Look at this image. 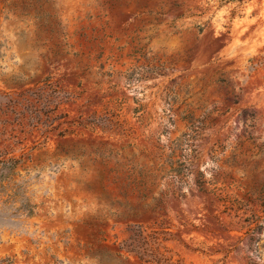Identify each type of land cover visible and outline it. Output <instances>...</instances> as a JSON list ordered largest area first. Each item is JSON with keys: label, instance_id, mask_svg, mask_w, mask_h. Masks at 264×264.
<instances>
[{"label": "rangeland", "instance_id": "1", "mask_svg": "<svg viewBox=\"0 0 264 264\" xmlns=\"http://www.w3.org/2000/svg\"><path fill=\"white\" fill-rule=\"evenodd\" d=\"M264 264V0H0V264Z\"/></svg>", "mask_w": 264, "mask_h": 264}, {"label": "trees", "instance_id": "2", "mask_svg": "<svg viewBox=\"0 0 264 264\" xmlns=\"http://www.w3.org/2000/svg\"><path fill=\"white\" fill-rule=\"evenodd\" d=\"M129 232L131 235L121 245L119 252L134 256L140 264H182L172 261L169 251L161 244L166 239H160L158 232H148L141 226L131 228Z\"/></svg>", "mask_w": 264, "mask_h": 264}]
</instances>
